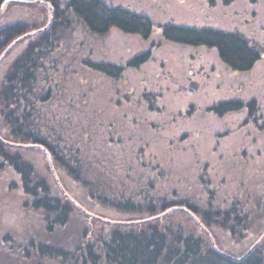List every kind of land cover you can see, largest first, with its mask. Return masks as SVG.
I'll return each instance as SVG.
<instances>
[{"label":"rangeland","instance_id":"obj_1","mask_svg":"<svg viewBox=\"0 0 264 264\" xmlns=\"http://www.w3.org/2000/svg\"><path fill=\"white\" fill-rule=\"evenodd\" d=\"M107 1L151 9L156 20L235 30L264 46V0H155L153 4L150 0ZM158 5L163 11L157 10ZM1 16L2 23L24 21L46 27L49 10L47 6L42 9L41 5L15 3L4 5ZM38 34L40 31L21 39L6 60L22 52L29 43L27 39ZM57 41L51 56L36 70L34 89L41 95L48 89L52 92L49 104L38 108L49 105L45 110L59 113L54 116L57 136L73 145L79 156L85 153L101 164L99 169L112 168L109 171L114 178L124 180L122 185L132 189L135 184L125 179L127 174L138 176L152 164L168 171L169 179L178 186H188L204 199L208 185L216 195L215 202L220 203L236 198L245 201L253 177L264 180V55L251 69L235 71L220 60L214 48L169 42L155 30L146 40L116 28L95 35L74 16ZM145 51L150 52L145 62L135 67L127 65ZM86 61L124 67L115 77L88 67ZM191 71V76L199 80L196 89L186 78ZM228 99L242 101L243 107L223 114L209 110ZM251 99L255 106L249 111L245 103ZM77 141L90 144L86 149ZM24 149L37 171H44L46 154ZM51 172L48 176L56 185L75 188L70 177L62 173L54 177ZM20 188L19 174L9 166L2 167L0 261L18 264L16 255H23L27 264H60V260L36 255L28 247L31 241L37 244L49 239L43 232V220L30 208V199ZM255 223L235 227V235L220 224L214 232L231 248L243 246L246 250L253 238L242 239L240 235L255 233ZM263 233L264 226L259 236ZM24 248L27 253L22 252Z\"/></svg>","mask_w":264,"mask_h":264},{"label":"trees","instance_id":"obj_2","mask_svg":"<svg viewBox=\"0 0 264 264\" xmlns=\"http://www.w3.org/2000/svg\"><path fill=\"white\" fill-rule=\"evenodd\" d=\"M3 1L0 0V5ZM43 1L51 3L54 9L53 21L47 28L24 21L2 23L0 15V55L15 39L40 29V34L27 39L29 43L22 52L8 61L9 50L0 60V169L9 166L19 174L20 189L30 199V208L43 220L46 228L43 232L49 239L37 244L31 241L28 247L36 255L56 258L62 264H264V236L257 242L264 226V180L253 177L245 201L236 198L219 203L215 202L216 195L208 185L204 199L188 186H178L162 167L150 164L145 173L133 177L127 174L125 179L135 184L129 189L122 185L123 179L114 178V173L109 171L112 168L99 169L101 164H96L85 153L79 156L73 145H67L57 136L54 116L59 113L45 110L49 105L38 108L49 104L52 92L48 89L41 95L34 89L36 70L42 66V60L51 56L71 16L95 35H104L116 28L146 40L155 30L169 42L214 48L220 60L235 71L251 69L264 54V46L261 48L235 30L156 20L151 9L130 8L122 3ZM150 2L153 4L155 0ZM15 3L45 7L38 0H11L5 6ZM157 10L163 11L159 5ZM19 41L21 39L17 43ZM149 55V51L137 54L127 65H140ZM85 63L115 77L123 69L105 61ZM242 105L240 100L228 99L210 106L209 110L223 114L239 110ZM245 105L251 111L255 100ZM63 106L68 108L69 105ZM69 109L72 111L73 106ZM72 139L75 144V137ZM77 142L86 149L90 144ZM29 143H39L46 148L54 172L45 153L46 167L42 172L37 171L35 164L25 156L24 148L44 151L21 145ZM51 170L54 177L59 173L70 177L75 188L52 182L48 176ZM250 214L252 219H249ZM253 221L256 222L255 233L240 235L242 239L253 238L252 243L256 240L246 250L243 246L231 248L214 232L220 224L230 235H235V227L251 226ZM22 252L27 253V248ZM25 258L16 255L18 264H27ZM0 264L6 262L0 261Z\"/></svg>","mask_w":264,"mask_h":264},{"label":"water","instance_id":"obj_3","mask_svg":"<svg viewBox=\"0 0 264 264\" xmlns=\"http://www.w3.org/2000/svg\"><path fill=\"white\" fill-rule=\"evenodd\" d=\"M7 1H11V0H4L2 3H1V5H0V15H1V13H2V10H3V7H4V5L6 4V2ZM19 1H23V2H26V1H30V0H19ZM38 2H40V3H43L45 6H47L48 7V10H49V21H48V24L46 25V27H48V25H49V23H50V21H51V19H52V15H53V6L51 5V3H49V2H47V1H43V0H38ZM46 27H44V28H46ZM44 28H41V29H44ZM40 29H38V30H33V31H31V32H28V33H26V34H24V35H22L21 37H19V38H17V39H15L14 41H12L7 47H6V49L3 51V53L0 55V60L2 59V57L15 45V43H17V41L18 40H20V39H22V38H24L25 36H27V35H29V34H32V33H36V32H38ZM194 89H196V86H194V85H191ZM21 145H23V146H34V147H38V148H41L43 151H44V153L46 154V157H47V160H48V163H49V166L51 167V169L53 170V168H52V166H51V162H50V158H49V155H48V152H47V150H46V148L43 146V145H41V144H39V143H29V144H21ZM54 172V171H53ZM55 177H56V175H55ZM264 236V233L261 235V237L257 240V242L262 238Z\"/></svg>","mask_w":264,"mask_h":264},{"label":"flooded vegetation","instance_id":"obj_4","mask_svg":"<svg viewBox=\"0 0 264 264\" xmlns=\"http://www.w3.org/2000/svg\"><path fill=\"white\" fill-rule=\"evenodd\" d=\"M248 20V19H247ZM264 55V54H263ZM118 66H120L121 68H123L124 66H122V64L121 65H118ZM189 74L188 75H186V78L188 79V85L190 86V85H197V83L199 82V80L197 79V78H193L192 76H191V74H192V71L191 72H188ZM197 87V86H196ZM224 101V100H223Z\"/></svg>","mask_w":264,"mask_h":264}]
</instances>
